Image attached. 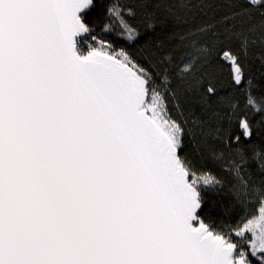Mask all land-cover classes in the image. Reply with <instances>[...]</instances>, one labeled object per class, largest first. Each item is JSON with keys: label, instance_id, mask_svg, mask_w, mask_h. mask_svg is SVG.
<instances>
[{"label": "snow or ice", "instance_id": "1", "mask_svg": "<svg viewBox=\"0 0 264 264\" xmlns=\"http://www.w3.org/2000/svg\"><path fill=\"white\" fill-rule=\"evenodd\" d=\"M223 2L0 0V264H264V0Z\"/></svg>", "mask_w": 264, "mask_h": 264}, {"label": "trees", "instance_id": "2", "mask_svg": "<svg viewBox=\"0 0 264 264\" xmlns=\"http://www.w3.org/2000/svg\"><path fill=\"white\" fill-rule=\"evenodd\" d=\"M121 3H130L131 0H118ZM171 2V0H169ZM207 3H214V7L206 6L202 11H196L193 16L190 18V22L194 24L204 23V22H214V20L219 19L222 15L227 13L229 9L223 2V0H207ZM161 19H167L164 13H160ZM109 23L110 31H104V24ZM119 31L118 27L110 21H106L104 19L100 20L99 27L97 28V32L100 33L101 38L106 41H114L119 42L120 44H124L122 38L117 36V32ZM210 199L216 201V206L214 211L220 215H223L226 211V206L229 202V198L223 195H217L216 193H208Z\"/></svg>", "mask_w": 264, "mask_h": 264}]
</instances>
